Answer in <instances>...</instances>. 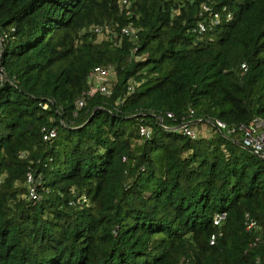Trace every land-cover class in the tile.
<instances>
[{
    "label": "trees",
    "instance_id": "16d2710c",
    "mask_svg": "<svg viewBox=\"0 0 264 264\" xmlns=\"http://www.w3.org/2000/svg\"><path fill=\"white\" fill-rule=\"evenodd\" d=\"M120 3L0 0V264H264V158L213 125L264 119V0Z\"/></svg>",
    "mask_w": 264,
    "mask_h": 264
},
{
    "label": "built area",
    "instance_id": "2783aa9c",
    "mask_svg": "<svg viewBox=\"0 0 264 264\" xmlns=\"http://www.w3.org/2000/svg\"><path fill=\"white\" fill-rule=\"evenodd\" d=\"M121 7L126 8L125 14L130 15L131 10L128 8L129 0H121L120 3ZM202 9L204 11H208L209 7L206 4L202 5ZM230 14L226 15V19H230ZM211 24H217L218 19L216 17L210 19ZM103 27H96L94 31L98 34H104ZM107 35L115 36L114 28H105ZM198 31L204 32L205 25L204 23L200 22L198 24ZM121 35H134L135 30L130 25H123L120 28ZM120 41V40H119ZM2 52V39L0 38V56ZM243 71L246 70L244 64H242ZM111 73V68L104 67V66H94L93 69L90 70L88 73L89 85L88 87L82 92L81 96H79L75 101L76 108H80L85 104V100L87 97H90L96 93L102 95H109L110 94V84H109V77ZM128 91L131 92L133 87L132 85L128 86ZM193 115V110L189 108L184 114L181 115V122L169 129L179 131L190 138H195L197 136V129L194 126H189V121ZM167 117L173 118L171 113H167ZM158 123L160 126L167 128L161 118H159ZM213 125L219 132H224L227 135L232 134H239L241 139V144L245 148L249 149L255 155L264 158V119L260 117H252L245 123H232L226 124L222 121H215ZM43 132V139L48 140L56 136V130L54 128L46 129L42 128ZM139 134L142 137H149L150 130L144 126H139ZM26 181H27V197L30 200L36 201L39 199V195L36 192L35 185L33 183L34 179L31 173L26 174ZM82 201H85L84 197H81ZM75 201H70V204H75ZM244 225L245 229L248 231H254L258 228V224L255 219L251 218L248 213L244 216ZM226 218V213L224 211L217 212L213 216V224L219 225L221 224ZM215 241V234L211 235L210 237V244H213ZM255 264H258L255 262Z\"/></svg>",
    "mask_w": 264,
    "mask_h": 264
},
{
    "label": "rangeland",
    "instance_id": "374dc122",
    "mask_svg": "<svg viewBox=\"0 0 264 264\" xmlns=\"http://www.w3.org/2000/svg\"><path fill=\"white\" fill-rule=\"evenodd\" d=\"M194 127L197 129V134H198V132H200V129H198V126H194ZM207 128H209L208 129V131H209L210 130V125H207ZM207 128L206 129L205 128L203 129V131H202L203 132L202 133L203 135H204L205 131L207 130Z\"/></svg>",
    "mask_w": 264,
    "mask_h": 264
},
{
    "label": "water",
    "instance_id": "95a60500",
    "mask_svg": "<svg viewBox=\"0 0 264 264\" xmlns=\"http://www.w3.org/2000/svg\"><path fill=\"white\" fill-rule=\"evenodd\" d=\"M241 146H242V144H241ZM242 147H244V146H242Z\"/></svg>",
    "mask_w": 264,
    "mask_h": 264
}]
</instances>
